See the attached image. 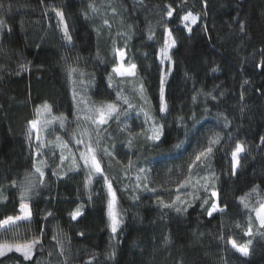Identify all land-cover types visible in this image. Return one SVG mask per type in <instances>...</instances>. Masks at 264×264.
<instances>
[{
    "label": "trees",
    "instance_id": "trees-1",
    "mask_svg": "<svg viewBox=\"0 0 264 264\" xmlns=\"http://www.w3.org/2000/svg\"><path fill=\"white\" fill-rule=\"evenodd\" d=\"M188 12L195 24L181 19ZM0 20V220L21 215L22 202L31 213L0 228V245L13 247L0 264H264L257 234L264 229L255 219L264 203V0H0ZM165 27L175 44L162 64ZM117 49L136 65L134 77L113 73ZM162 71L166 111L180 101V137L169 117L159 125L154 109ZM109 103L120 115L99 136L91 133L103 175L90 180L72 141L85 133L87 116ZM34 120L39 139L35 130L29 135ZM153 124L159 140L147 138ZM215 134L220 142L190 172ZM237 142L245 151L233 174ZM213 175L205 192L202 178ZM104 176L120 211L115 234ZM213 190L225 211L209 217L201 204ZM250 218L254 234L246 236ZM35 238L40 243L25 260L15 246ZM229 238L238 245L251 239L249 255Z\"/></svg>",
    "mask_w": 264,
    "mask_h": 264
},
{
    "label": "snow or ice",
    "instance_id": "snow-or-ice-1",
    "mask_svg": "<svg viewBox=\"0 0 264 264\" xmlns=\"http://www.w3.org/2000/svg\"><path fill=\"white\" fill-rule=\"evenodd\" d=\"M89 7L95 11L96 9L94 8L93 5H89ZM172 9L171 7L168 8L167 11V15L169 17L172 16ZM57 17H59V23L61 25H63V32H64V37L65 39H70L69 35H68V28L67 25L65 24L64 21V16L63 13L60 11L56 12ZM181 19L184 22H188L190 21L192 24L196 23V15H193V13L188 12L186 15L182 16ZM105 23H107V21H105ZM4 22L2 20H0V28H2ZM185 27L188 28L189 31H191V28L188 26L187 23H185ZM165 31V40H164V45L163 47L160 49V60L161 63L163 64L165 60H170L171 57L169 56V49H171L172 47H174L175 41L172 40L171 38V32L169 31V29L167 27H165L164 29ZM241 31H243V25H241ZM151 38V36H150ZM115 55L118 56L121 60L123 59L125 53L122 50H115ZM23 67V65H22ZM259 67V65H258ZM135 69H136V65L129 63L128 67H124L123 64H120L116 67H114L112 69L113 73H115L118 76L124 77V76H131L134 77L135 76ZM170 71V69H169ZM165 74L162 71L161 72V77H160V99H161V104H160V112L164 113L166 112V104L164 101V82H165ZM109 80H112V76H109ZM111 86V84H110ZM140 92L141 94H143V85H140ZM118 98L120 97V93H117ZM195 99V97L193 98ZM241 99H243V97H241ZM124 103L128 104L129 108L132 107L131 102L125 98L124 99ZM45 110H48V106L45 105ZM91 111V110H90ZM113 114H115L116 118H119L120 113L117 111V106L115 104L109 103L106 106H101L95 109V116H89L88 119H90L92 121V123L96 126V130H97V135L99 136L100 132L103 131L104 129L101 128V126L106 125L109 121V119L113 118ZM125 115H127V113H125ZM147 115V114H146ZM47 123V121L45 122ZM38 124L39 121H32L31 122V128H30V132L29 135L31 134V131L35 130L37 132V139H39V128H38ZM152 133L153 135L147 137L148 139L151 140H159L160 139V128L157 127H153L152 128ZM57 139H59V137H57ZM220 142V137L219 134H215V139H209L208 141V146L206 148H203L201 151H199L194 159L191 160V163L189 164V171L192 172L193 171V166L199 167L200 164L204 163V160L209 157L212 152H213V145L217 144ZM261 142L264 143V137H261ZM82 143V141L77 140V144ZM97 144H99V140H97ZM129 144H131V141H129ZM245 151V147L240 143L237 142L235 145L234 150L231 152V157H232V170H233V174H235L236 172V168L239 164V157L240 154L242 152ZM105 153L108 156H112L113 154L111 152H108L107 149H105ZM81 159L84 162V166L85 167H89L90 166V175H89V179L91 178V173L95 172L97 174L103 175L102 169H101V163L100 161L97 159V156L95 154V149L92 148L91 146L87 147V151L86 152H81L80 154ZM65 159V157L62 155L61 156V161L63 162ZM41 163H45V162H41ZM131 161H129V166H131ZM35 166V165H34ZM36 171L40 173L41 177H43L44 173L41 170V168L36 167ZM141 171H143V169H141ZM55 174V172L53 173ZM204 180V184L200 185L201 187H203L204 191L207 192L209 187H211V183L210 182H214V175L213 176H209V177H203L202 178ZM104 183L108 186V193L109 196L111 197V199L108 201V218H109V227L111 228V231L113 234H115L117 232V228L119 227L121 221L119 219L118 213L115 211V201H116V197H115V193L112 190V185L109 181V178L107 176H104ZM200 182L197 181V184H199ZM13 185H15V182H13ZM187 183L181 184L180 187H186ZM32 185L29 184L28 186L24 187L21 190V200L23 201L24 197L27 195V193L31 190ZM253 191H256V189H253ZM217 197V192L215 190H213L211 192V197H207V198H203V203L201 204V208H203L207 215L209 217H212L214 213H216L217 211L219 212H224L225 208H221L218 204V202L215 199ZM193 199H201L200 196L198 195H193ZM241 203L244 204V206L247 208L248 205L245 203V197H241L240 198ZM161 203H163L161 201ZM175 203V202H173ZM210 204L211 206L209 208H205V205ZM173 205L169 204V205H164V207H172ZM191 206V205H189ZM20 210L23 213V215H18V216H7L6 218L0 220V228H4V227H12L14 225L17 224V222L19 221H26L30 218L31 213L28 211V205L24 204L23 202L20 205ZM176 211L177 212H181V211H187L186 208H181V207H176ZM256 211V219L259 222V228L260 229H264V203H261L260 207L258 209L255 210ZM71 218L72 220H76L77 217H79L81 215V210H80V206L77 207V209L75 211H73L71 214ZM237 227H240V225H237ZM246 236H252L253 233V225H252V221L251 218L249 219L248 222V228L244 233ZM257 234L264 236V232H257ZM80 235H83V233H81ZM228 244H231L232 247L239 252L241 255L243 256H248L249 255V249H248V245H250L252 243V240H248L246 241V243L244 245H238L233 239L229 238L226 241ZM40 243L38 238L33 239L30 243H26L23 246L17 245L15 246V251L17 252H21L22 255L24 256L25 260H30L32 258L31 256V252L32 249L38 245ZM7 248L8 251H12L13 247L9 246V245H0V256L4 255V249Z\"/></svg>",
    "mask_w": 264,
    "mask_h": 264
},
{
    "label": "rangeland",
    "instance_id": "rangeland-1",
    "mask_svg": "<svg viewBox=\"0 0 264 264\" xmlns=\"http://www.w3.org/2000/svg\"><path fill=\"white\" fill-rule=\"evenodd\" d=\"M136 59H138L137 57H135ZM120 64H123V66L126 68L128 67V65H126L125 63V55L123 57V59L121 60L118 56H116V66L120 65ZM115 66V67H116ZM118 76V75H117ZM118 77H121V76H118ZM124 77H128V76H124ZM179 100H174L170 106H169V111L167 112H164V113H161L160 112V106L158 105H155L154 106V109H155V112L158 114V118H159V125L160 126H165L167 124V120H166V117H169L170 118V122L176 126V134L178 137L181 136V133L180 131L177 129V114L179 112ZM84 113V112H83ZM85 114H89V112H86ZM89 116V115H88ZM88 116L85 120V125H84V134L80 135L79 138H77V136L74 137L72 143L74 145V149L77 153V156H78V159H79V162L80 164L84 167V169L86 170L87 172V175H88V178H89V175H90V166L89 167H85L84 166V162L83 160L81 159V152H86L87 151V147L88 146H91L93 148V142H92V139H93V136H92V132H95L96 131V126L92 123V121L90 119H88ZM91 116V115H90ZM95 116V115H94ZM115 116V114H113V117ZM112 119V118H111ZM109 119V120H111ZM109 122V121H108ZM149 123H152V121H150ZM86 125H87V128H88V131L86 129ZM104 126V125H103ZM154 124L150 127V135H153L152 133V128H153ZM102 127V126H101ZM77 140H80L82 141V143L80 144H77ZM96 154V153H95ZM97 178V174L95 172H92L91 173V178L90 180H93ZM109 194V193H108ZM109 199L108 201L111 199V197L108 195ZM29 211V210H28ZM115 211L118 213V216L120 214V211H119V208L117 206V201H115ZM21 215H23V213H21ZM255 219H256V211H255ZM257 221V219H256ZM257 223L259 224V222L257 221ZM246 231V230H245ZM5 250V249H4Z\"/></svg>",
    "mask_w": 264,
    "mask_h": 264
},
{
    "label": "water",
    "instance_id": "water-1",
    "mask_svg": "<svg viewBox=\"0 0 264 264\" xmlns=\"http://www.w3.org/2000/svg\"><path fill=\"white\" fill-rule=\"evenodd\" d=\"M102 169V168H101Z\"/></svg>",
    "mask_w": 264,
    "mask_h": 264
}]
</instances>
